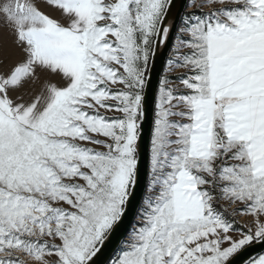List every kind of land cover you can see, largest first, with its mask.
Returning a JSON list of instances; mask_svg holds the SVG:
<instances>
[{"label": "snow or ice", "instance_id": "snow-or-ice-1", "mask_svg": "<svg viewBox=\"0 0 264 264\" xmlns=\"http://www.w3.org/2000/svg\"><path fill=\"white\" fill-rule=\"evenodd\" d=\"M0 264H264V0H0Z\"/></svg>", "mask_w": 264, "mask_h": 264}, {"label": "water", "instance_id": "water-1", "mask_svg": "<svg viewBox=\"0 0 264 264\" xmlns=\"http://www.w3.org/2000/svg\"><path fill=\"white\" fill-rule=\"evenodd\" d=\"M163 63H164V58H161L160 60L157 61V65H156V70L153 73V89H155L157 87V82H158V78L160 75H162L163 73ZM261 249L257 248L255 249V251H260Z\"/></svg>", "mask_w": 264, "mask_h": 264}, {"label": "rangeland", "instance_id": "rangeland-1", "mask_svg": "<svg viewBox=\"0 0 264 264\" xmlns=\"http://www.w3.org/2000/svg\"><path fill=\"white\" fill-rule=\"evenodd\" d=\"M45 10H46V11H51V12H53L54 15H57V16L59 15V13L54 12V10H52V9H50V8H46ZM162 74H163V73H162ZM40 75H41V80L38 81V82L36 83V85H35V89H36L37 91H39V89H40V87H41V84H42V82H43V79H44V75H43V74H40ZM50 79H52L53 82H57V83L60 82L58 77H50ZM26 87H27V85H26Z\"/></svg>", "mask_w": 264, "mask_h": 264}]
</instances>
